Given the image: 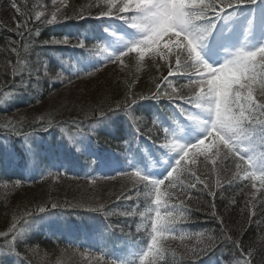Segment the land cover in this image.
I'll use <instances>...</instances> for the list:
<instances>
[{
	"label": "snow or ice",
	"instance_id": "obj_1",
	"mask_svg": "<svg viewBox=\"0 0 264 264\" xmlns=\"http://www.w3.org/2000/svg\"><path fill=\"white\" fill-rule=\"evenodd\" d=\"M52 3L55 6L56 0ZM256 3L257 0H92L86 8L68 15L61 10L68 7L62 0L60 7L47 14L51 16L48 19L45 12L22 11L17 0H11V8L22 21L13 17L15 28L10 31L19 39L10 41L12 46L5 49L9 55L5 74H10L12 83L0 87L3 97L0 103L13 100L24 91L38 92L43 81L72 84V77H91L109 65L113 72L118 69L126 76L133 69L135 72L131 81L124 80L121 99H113L107 107L90 106L83 119L80 115L59 119L57 111H49L27 123L23 117L8 120L2 125L5 132L23 137L27 143L37 125L41 130L57 128L79 151L78 137L86 133L95 135L99 124L110 116L123 114L134 130L133 139L144 137L165 150L161 153L165 161L161 166L166 168L162 175H150L140 166L103 175L105 180L117 177L127 180L131 188L122 189L108 202L97 199L85 202L95 205L85 210L100 213L104 218L101 240L106 243L115 237L126 249L116 253L101 246L100 254L90 257L96 264H199L203 257L217 250L228 253L227 260L221 259L220 264H264V234L259 235V243L256 239L243 238L253 224L264 233V191H261L264 190V40L250 46L248 37L255 27V17L247 21L241 43L224 49L222 62L210 63L204 55L221 20H232L242 6ZM24 7L27 8L26 3ZM71 19L105 22L104 32L119 36L120 47L114 48L106 40L90 42L84 36L65 35L45 40L38 46L80 48L89 58L98 60L97 66L88 71L74 69L66 76L61 68L53 78L48 64L38 54L33 60V53L23 41L41 34L39 27L29 26L32 20L55 25ZM143 68L148 69L150 85L146 84V92H136L134 85ZM17 78L19 84L15 82ZM9 87L15 91H6ZM145 100H165L171 104L175 109L169 117L171 124L165 125L158 117L149 120L137 115L140 102ZM26 127L33 131H25ZM192 129L199 134L193 140H184ZM128 143L125 141V146ZM156 163L153 162V167ZM53 176L59 178V171H47V177ZM86 177L88 184L96 186L95 174ZM41 178L46 177L41 175ZM21 183L16 180L12 187ZM245 187L250 189L247 193ZM236 188L240 189L238 193L234 191ZM230 189L233 191L226 196ZM257 192L260 197L254 204ZM238 195L243 200L242 206ZM218 198L223 212L217 211ZM64 203L71 209L84 207L81 203ZM53 209L64 207L59 202L42 201L34 211L47 214ZM202 209H207L205 214L217 226L191 231L195 224L193 217ZM233 211L240 220L230 223ZM36 217L33 211L13 214L10 227L0 231L4 240L0 244V257L20 256L17 246L27 243V234ZM137 217L146 221L143 231L138 226L135 232H125L128 221L135 223ZM113 218L124 225L119 228L118 236L116 226L110 223ZM173 241L180 242L177 248L182 252L171 247ZM78 243L84 246L86 241ZM20 264L27 261L20 260Z\"/></svg>",
	"mask_w": 264,
	"mask_h": 264
},
{
	"label": "trees",
	"instance_id": "obj_2",
	"mask_svg": "<svg viewBox=\"0 0 264 264\" xmlns=\"http://www.w3.org/2000/svg\"><path fill=\"white\" fill-rule=\"evenodd\" d=\"M259 1L264 5V0ZM91 2L92 0H70L71 7L64 13L73 15L82 7L86 8ZM10 3L11 0H0V87H4L5 83L8 85L12 83L10 74H5V61L9 59L5 49L12 46L10 41L19 39L13 31H10L15 28L14 10ZM17 3L22 11L31 13L43 11L47 15L55 11L52 0H17ZM25 3L27 8L24 7ZM47 18L51 19V16L47 15ZM2 20H7L9 26L3 24ZM17 21H22L19 15ZM29 26L39 27L41 34L35 39L26 37L23 42L33 53V60L38 54L48 64L53 78L61 68L65 70L66 76L74 69L88 71L97 66L98 60L94 57L89 58L88 53L80 48L58 45L39 47L38 45H42L43 41L67 35L84 36L90 42L96 40L110 42L109 36L103 32L107 25L99 20L71 19L55 25L41 24L32 20ZM19 51L23 55V49ZM65 60L70 63H63L62 61ZM110 67L111 65L107 66L91 77L81 79L72 77V84L43 81L38 92L24 91L13 100L0 103V231H6L10 227L13 214L19 215L23 211H33V214L37 216L27 234V243L17 246L16 250L20 256L6 254L0 257V264H20V260L27 261V264H96V261L90 257L99 255L101 246L112 249L116 253L126 250L122 242L115 237H110L106 243L101 240L100 233L104 228V218L100 213L85 210L89 206H95L85 202L93 199L108 202L110 199L114 200L115 195H118L122 189L127 191L131 188L127 180L119 177L115 180H105L102 178L103 175H114L131 166H140L153 175V162L161 153V148L157 144L144 137L133 139L134 130L123 114L110 116L103 121L97 126L95 135L86 133L78 137L79 151L76 146L67 141L66 137L62 136L57 128L41 130L37 125L36 132L26 143L23 137L10 136L2 127L8 120L16 121L23 117L27 123L33 117L49 111H57L59 119L76 115H80L83 119L85 111L90 106L97 104L110 106L113 99L122 98L123 82L125 79L131 81L135 72L132 70L126 76L117 69L113 80L109 82L106 80V74ZM152 74L158 75L156 72ZM141 78L146 79L150 85L148 71L140 72ZM15 82L19 84V79L17 78ZM89 89H94L95 92L89 93ZM5 90L15 91L10 87ZM134 91H143L138 82L134 85ZM0 101H3V97H0ZM173 112L175 109L165 100L159 102L145 100L140 102L137 115H143L149 120L158 117L165 124V121H170L169 117ZM25 131L32 132L33 129L26 127ZM125 141H129L127 146L124 144ZM112 155L120 164L117 171L103 169L99 162V158ZM128 163L131 164L128 165ZM49 170L53 173L59 171L60 177H47ZM88 174H95L98 177L96 186L87 183L86 175ZM41 175L46 178L42 179ZM197 175H200V172H197ZM201 178L204 179L203 176ZM16 180H21L22 183L19 187L13 188L12 183ZM249 190L247 187L244 188L245 193ZM232 191L233 189H230L225 192V195H230ZM234 191L238 193L240 189L236 188ZM259 197L260 192L257 193L254 204ZM237 200L242 206L243 200L239 195ZM42 201L59 202L64 209H53L50 213L39 214L34 210ZM65 201L69 204L81 203L84 207L71 209L65 205ZM140 210L143 211L144 207L141 206ZM217 211L223 212V204L219 198ZM206 212L207 209H202L194 215L195 224L191 226V231L216 228V223L205 214ZM47 215H54L55 218L45 222L44 217ZM239 220V214L233 211L229 216V222L235 223ZM110 223L116 226L118 236L119 228L124 225L117 223L116 218L110 220ZM145 223L146 221L140 217L136 218L135 223L129 220L125 232H135L138 226L143 231ZM261 234L264 233H260L253 224L244 233L243 238L245 241L256 239L259 243L258 238ZM81 240L86 241L84 246L78 243ZM179 243V241H173L171 247L182 252V249L177 248ZM0 244H4L3 238H0ZM192 245H195V241H192ZM33 248L37 250L33 252ZM227 257L226 250L223 252L217 250L203 257L199 264H220V260L226 261ZM109 258H115V256L106 257V259Z\"/></svg>",
	"mask_w": 264,
	"mask_h": 264
},
{
	"label": "rangeland",
	"instance_id": "obj_3",
	"mask_svg": "<svg viewBox=\"0 0 264 264\" xmlns=\"http://www.w3.org/2000/svg\"><path fill=\"white\" fill-rule=\"evenodd\" d=\"M62 3V0H58L56 2L55 8L60 7ZM63 3H66L68 5L67 8H62V12H65L71 7L70 0H63ZM16 20H18V14L14 12V16ZM255 17V27L252 31V34L248 37L250 46H256L261 43L262 40H264V27H262V22H264V6L259 4V0H257V3L254 5H244L242 6L237 13V16L233 18L232 20H221V22L218 24L216 30L221 29L219 31H216L214 33H217L216 36H213L210 38V41L208 45L204 49V55L206 59L213 64L220 63L223 60V57L226 55V52L224 49L228 48H235L238 46L241 41L244 38V30L247 24V21ZM261 20H260V19ZM3 24L9 26V22L7 20L3 21ZM119 23V22H117ZM124 29L121 27L120 31L122 32ZM104 32V31H103ZM107 36L110 38L109 44L114 48H119L120 45L118 43L119 36H111L110 33L104 32ZM223 34L221 37L220 35ZM117 71V70H116ZM115 71V72H116ZM135 71V69H133ZM147 68L141 69V72H147ZM115 72H113L112 66L107 70L106 74V80L112 81ZM139 87L141 90L146 92V84H148L146 79L141 78L138 81ZM89 88V86H88ZM91 88V87H90ZM95 92L94 89H89L88 91ZM172 106V105H171ZM179 115V114H178ZM166 125H170L171 121H165ZM198 131L195 129H192L189 134L185 137H183L184 140H193L196 135H198ZM151 150V149H149ZM165 150L161 149L160 152L163 153ZM93 153H95V150H93ZM161 153L158 155L157 160L155 162L156 166L154 167V176L162 175L166 168L162 167L165 163V161L161 158ZM99 162L101 164V167L103 169H110L112 171H117L120 167L119 161L112 155L109 157L99 158ZM131 163H128V165ZM256 187L259 189V183L256 182ZM253 191H256V189H253ZM258 193V192H257ZM55 218L54 215H47L44 217L45 222H48L50 220H53ZM213 259H216L213 257Z\"/></svg>",
	"mask_w": 264,
	"mask_h": 264
}]
</instances>
